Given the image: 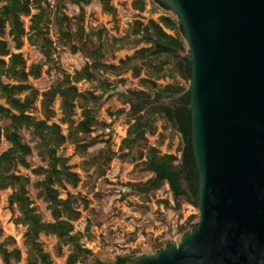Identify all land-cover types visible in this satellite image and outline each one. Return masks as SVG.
<instances>
[{"label": "trees", "instance_id": "16d2710c", "mask_svg": "<svg viewBox=\"0 0 264 264\" xmlns=\"http://www.w3.org/2000/svg\"><path fill=\"white\" fill-rule=\"evenodd\" d=\"M93 1L70 0L80 9V13L69 17L65 14L66 0H55L53 4L49 0H0V99L5 101V105L0 104V146L3 139L10 144L0 154V190H12L9 205L17 207L19 211L15 222L26 227L24 236L28 248L27 264H54L40 242L42 234L57 237L59 252L61 245L70 246L71 252L66 264H125L135 256H118L114 262H103L93 256L82 244L84 235L74 232L72 223L79 218L76 205L81 201L87 207V200L72 195L62 199L56 188L64 183L77 187L80 183V177L72 170L69 158L58 154L66 142L75 144L76 151L87 156L83 163L87 171L98 166L97 171L103 174L104 166L109 165L117 156L112 150L111 125L100 122L95 109L107 100L105 94L110 91L111 86L108 80L101 79V73L121 76L131 72L132 77L138 79V83L144 88L116 93L123 105L130 106L133 120L120 144V157L134 162L137 172L151 174L145 182L130 183L131 191L148 199L151 193L167 184L176 199H184L194 209L198 208L199 176L192 146V115L188 109V84L192 77L188 59L190 51L182 24L174 15L164 14L157 21L151 19L145 23L135 20L129 25L126 35L120 38L110 36L105 28L87 31L84 26L85 7ZM98 1L102 12L116 20L118 11L112 0ZM146 1L134 0L132 4L136 10L144 12ZM149 1L154 10L168 12L169 8L160 0ZM32 10H36V13H32ZM23 17H29L28 30ZM51 29L54 30L57 45L67 47L72 52H83L90 64L76 71L73 76L65 74L61 63L56 59V44L50 37ZM6 36L11 38L15 51L11 50ZM25 40L42 54L44 63L27 66L23 54L18 52ZM142 44L146 46L136 49ZM126 47L136 50L132 55L120 59L118 65L107 62L114 57L116 51ZM44 66H48V74L56 71L64 76L40 93L29 83V79L40 78ZM142 72L145 77H141ZM5 78L10 82H4ZM164 79H171L172 82L160 85L158 82ZM83 80L90 83L99 81L103 94L79 92L76 84ZM40 96L43 119L35 116ZM166 98H174L171 105L159 104ZM57 99L61 102L62 122L68 125L67 135L62 133L59 124L49 123L55 116L53 104ZM76 107L82 110L83 117L78 123L73 119ZM147 110L164 120L163 128L166 133L158 134L157 118L147 119L144 113ZM124 112L125 109H120L116 114ZM22 129L30 132L39 156L47 164V167H37L33 172L43 176L36 187L39 189V196L48 203L52 222L42 219L29 196V178L17 172L19 167L28 168V157L32 153L31 146L24 142L21 135ZM94 130H102L103 133L108 130L109 138L103 141V149L90 155L88 150L99 142L97 137L91 135ZM167 131L179 137L176 154H163L159 149L170 138ZM156 135L157 144H149L148 137ZM169 148H172L171 143ZM198 220L199 215L190 216L181 230H192ZM1 235L0 229V238ZM14 243L11 237L0 239L3 264L18 263L21 260V251L14 247ZM162 248L163 244H160L156 250Z\"/></svg>", "mask_w": 264, "mask_h": 264}, {"label": "water", "instance_id": "95a60500", "mask_svg": "<svg viewBox=\"0 0 264 264\" xmlns=\"http://www.w3.org/2000/svg\"><path fill=\"white\" fill-rule=\"evenodd\" d=\"M190 51L198 223L125 264H264V0H160Z\"/></svg>", "mask_w": 264, "mask_h": 264}, {"label": "rangeland", "instance_id": "374dc122", "mask_svg": "<svg viewBox=\"0 0 264 264\" xmlns=\"http://www.w3.org/2000/svg\"><path fill=\"white\" fill-rule=\"evenodd\" d=\"M32 1V0H31ZM134 0H112V4L118 11L116 20L112 16L102 12L101 4L98 0H94L89 6L85 7V29L105 28L110 36L123 37L126 35L129 25L135 20L148 22L153 19L155 21L161 15L172 14L154 7L149 0L146 1V10L139 12L133 7ZM51 4L55 0H49ZM67 7L65 14L69 17L77 16L80 9L73 5L70 0H66ZM36 13V10H32ZM173 15V14H172ZM26 30L30 25L29 17H23ZM168 33H171L167 31ZM50 37L56 44V36L54 30H50ZM5 39L8 41L12 51L13 43L9 36ZM140 45L136 49L145 47ZM132 47H126L114 53L113 58L108 59V63L118 65L120 59L132 55L135 50ZM27 61V66L32 64L44 63L45 59L42 54L27 40L20 51ZM56 59L61 63L65 74L73 76L76 71L90 64V60L83 52H72L67 47H62L56 44ZM48 66H44L40 78H30L29 83L36 87L40 93L48 90L54 83L63 79V73L56 71L48 74L46 71ZM178 71V70H177ZM141 77H145V73H141ZM101 79L108 80L110 83V91L105 94L107 100L97 109V119L100 122H105L111 125V133L113 138L112 150L117 153V156L104 166V173L100 174L97 171L98 166L91 167L88 171L83 164L87 156L81 155L76 151L75 144L66 142L59 150L61 154L69 158V164L72 170L78 173L80 183L77 187H73L67 183L62 186H56L59 190L60 198L67 199L70 195L85 198L88 206L85 207L83 202H78L76 210L79 212V218L73 221L74 232L84 235L82 244L89 249L93 256L99 258L103 262H114L118 256H128L134 254L148 255L157 252L156 247L163 244V247L172 243H178L187 232L181 230L190 216L198 215V211L191 207L190 204L184 202V199H176L169 185H163L158 191L149 195L148 199H143L135 194L129 188L130 183L145 182L151 174H141L135 170V163L131 160H122L120 157V144L126 137L130 123L132 124V116L129 105H123L116 93H127L129 90H144L138 83V79L133 78L131 72L121 76H116L111 73H101ZM124 82H121V81ZM4 82H10L4 79ZM171 79L160 80V85L171 83ZM79 92L92 91L95 95H102L103 90L99 86V81L94 83L83 80L76 84ZM110 95V96H109ZM41 96L36 104L37 111L35 116L38 119H43L40 106ZM174 98H166L159 104H172ZM0 104L5 105V101L0 99ZM93 107V105H91ZM120 109H125L121 115L116 113ZM55 111L54 118L49 122L60 125L62 133L68 134V125L62 122L63 113L61 102L57 99L53 104ZM147 119L157 118L156 126L158 134L166 133L163 128L164 120L152 114L150 110L144 112ZM73 119L78 123L82 121V110L79 107L75 109ZM167 133H170L167 131ZM157 134V135H158ZM21 135L24 142L32 148V153L28 157V168L19 167L17 172L27 176L30 180L28 186L29 196L34 202L38 213L42 216L45 222H52L51 210L48 203L39 196V189L36 183L43 179V176L34 174L33 170L37 167H47L46 162L39 156L35 148L36 142L32 139V135L26 129H22ZM92 137H97L98 144L91 147L89 154H97L105 147L103 141L109 138L108 130L103 133L102 130H94ZM157 135L148 137L149 144H157ZM172 137V138H171ZM179 137L173 132L170 133V138L166 139L164 144L159 148L165 153L176 154V149L179 145ZM171 143L172 148H169ZM10 144L2 140L0 146V154L6 151ZM12 190H0V229L2 231L1 240L8 237L14 239V247L21 251V260L18 263L12 264H27L28 248L25 245L26 227L17 224L15 220L19 217L17 207L9 205V196ZM40 242L54 264H66L67 258L71 252L70 246L61 245L60 252L58 251L59 242L54 235L40 236ZM133 257V258H134ZM0 264H3L0 256Z\"/></svg>", "mask_w": 264, "mask_h": 264}, {"label": "flooded vegetation", "instance_id": "af4514ba", "mask_svg": "<svg viewBox=\"0 0 264 264\" xmlns=\"http://www.w3.org/2000/svg\"><path fill=\"white\" fill-rule=\"evenodd\" d=\"M165 105H171V104H165Z\"/></svg>", "mask_w": 264, "mask_h": 264}]
</instances>
